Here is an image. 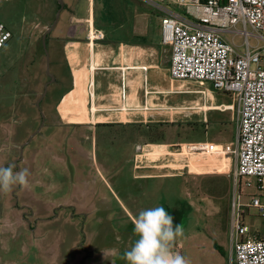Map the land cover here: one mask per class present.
Wrapping results in <instances>:
<instances>
[{"label":"rangeland","instance_id":"rangeland-1","mask_svg":"<svg viewBox=\"0 0 264 264\" xmlns=\"http://www.w3.org/2000/svg\"><path fill=\"white\" fill-rule=\"evenodd\" d=\"M55 6V0L0 2V20L13 35L0 49V167L29 172L27 186L17 183L8 192L0 191V264H128L123 254L138 239L133 221L141 210L157 206L173 217L174 227L183 226L184 236L174 247L182 244L180 254L190 264H231V202L239 193L233 176L236 160L216 153L194 154L186 148L181 153L180 146L208 141L235 148L236 112L225 111L232 108L228 106L233 98L207 83L181 82L185 93L173 95L170 103L183 107L162 118L173 123L163 131L178 154L156 163L168 165L163 169H135L136 144L145 139L138 140L134 128L115 125L94 131L65 126L55 112L64 88L55 85L37 107L50 80L42 36L51 26ZM227 38L240 47L244 44L239 34ZM250 43L255 45L256 39L251 37ZM47 49L49 53V45ZM50 64L55 75L51 60ZM79 97L78 103L70 97L60 106L64 120L90 122L82 118L86 112ZM72 104L79 116L68 120ZM212 106L220 107L205 114L203 110ZM122 120L126 121L124 115ZM151 131L144 130L147 140L162 137L161 127ZM143 151L138 165L145 157L158 159L167 146H145ZM160 173L178 176L134 178ZM255 192L247 188L243 202ZM245 223L253 234L264 237V211L249 209Z\"/></svg>","mask_w":264,"mask_h":264},{"label":"crops","instance_id":"crops-1","mask_svg":"<svg viewBox=\"0 0 264 264\" xmlns=\"http://www.w3.org/2000/svg\"><path fill=\"white\" fill-rule=\"evenodd\" d=\"M63 2L64 8L56 27L51 32L48 45L50 60L57 70L54 75L56 80L51 85H55L57 89L64 88L55 105L56 117L62 119L65 126L80 128L88 126L96 131L101 124L166 123L162 120L163 117L169 113L173 115L179 112L168 110L183 107L178 103H170V100L173 95L184 94L185 89L181 82L173 80L170 75L171 49L162 43L159 12L140 0H63ZM58 4L55 0L56 8L52 23L60 8ZM173 8L182 10L174 4ZM93 33H100L103 38L94 40L91 37ZM79 88L83 98V111L86 112L82 118L90 120L87 123L68 122L63 119L60 111V106L67 98L72 97L71 102L74 103L80 101V95L73 96ZM231 106V109L225 111L236 112L233 104L228 108ZM75 107L76 105H71L68 109L69 114L66 113V119L71 120L73 116H79V111ZM218 107L220 106H212L203 111L207 114L210 110L219 109ZM122 115L126 121L122 120ZM115 118L119 120L109 121ZM205 121L207 122L206 118ZM162 145L167 146L166 153L158 159L145 157L138 165L137 158L143 154L145 146ZM186 146H180L181 153ZM177 154L171 150L169 142L143 144L135 153L133 166L135 169L146 167L163 169L168 165L158 166L156 163L163 162L169 155ZM169 176L178 175L143 174L134 175V178L157 179ZM229 240L231 242V238ZM174 250L181 253L182 244L178 243ZM216 250L222 257H226L221 248ZM230 253L231 264H234L232 242ZM222 259L224 263L226 258Z\"/></svg>","mask_w":264,"mask_h":264},{"label":"built area","instance_id":"built-area-1","mask_svg":"<svg viewBox=\"0 0 264 264\" xmlns=\"http://www.w3.org/2000/svg\"><path fill=\"white\" fill-rule=\"evenodd\" d=\"M140 1L161 14L162 43L171 49L172 79L207 83L233 98L236 147L199 142L185 148L194 154L216 153L236 160L233 176L239 193L231 202L230 221L234 264H264V237L253 234L245 223L249 209L264 211V0ZM173 4L183 11L175 10ZM229 34L241 35L242 47L227 38ZM91 37L102 39L103 35ZM12 38L0 20V49ZM247 188L256 192L243 202Z\"/></svg>","mask_w":264,"mask_h":264},{"label":"clouds","instance_id":"clouds-1","mask_svg":"<svg viewBox=\"0 0 264 264\" xmlns=\"http://www.w3.org/2000/svg\"><path fill=\"white\" fill-rule=\"evenodd\" d=\"M29 172L13 171L12 166L0 167V191L8 192L15 184L27 186ZM138 237L123 258L128 264H190L174 250V242L184 236L182 225L173 226V217L162 206L143 209L133 221Z\"/></svg>","mask_w":264,"mask_h":264},{"label":"trees","instance_id":"trees-1","mask_svg":"<svg viewBox=\"0 0 264 264\" xmlns=\"http://www.w3.org/2000/svg\"><path fill=\"white\" fill-rule=\"evenodd\" d=\"M58 7H60L59 4H58ZM51 34H49L48 37H47V45H48V40L51 37ZM115 125L122 126V127H128V128H130V127L134 128L138 140L139 139H145V140H143V141H145L143 144L167 143L168 141H166V133H164L163 129L165 127H167V130H168L170 128V126H173V124H168V123H153V124H128V125H122V124H101L98 127H114ZM158 127H161L162 137L158 138V140L153 139L151 137H148L149 140H147L146 139V135L144 133V130L148 129V130H150V132H152L151 130L153 128L154 129H158ZM143 144H141V145H143Z\"/></svg>","mask_w":264,"mask_h":264},{"label":"water","instance_id":"water-1","mask_svg":"<svg viewBox=\"0 0 264 264\" xmlns=\"http://www.w3.org/2000/svg\"><path fill=\"white\" fill-rule=\"evenodd\" d=\"M58 3L60 5V8L59 10L57 11L56 13V16H55V19L53 21V23L51 24V26L45 31V33L43 34L42 36V43H43V47L45 49V52H46V72H47V75L48 77L50 78V80L47 82L46 86H45V92L43 93V96L41 97V99L37 102V107L40 108V105H41V102L44 100V98L46 97L47 93H48V89H49V86L51 84H53L56 80L54 74L51 72V64H50V55L48 53V49H47V37L49 34H51V32L54 30V28L56 27L58 21H59V18H60V15H61V11L63 10L64 8V2L63 0H58ZM42 126H44L45 124V117L44 115H42ZM41 130L38 131V133L40 132ZM28 143H26L24 145V147L27 145ZM24 147H22V152H23V149Z\"/></svg>","mask_w":264,"mask_h":264},{"label":"flooded vegetation","instance_id":"flooded-vegetation-1","mask_svg":"<svg viewBox=\"0 0 264 264\" xmlns=\"http://www.w3.org/2000/svg\"><path fill=\"white\" fill-rule=\"evenodd\" d=\"M140 145H141V144H136V147L138 148V147H140ZM135 153H136V152H135ZM134 156H135V155H134ZM64 208H65V209H68V207H64ZM26 217H28V216H26V215L23 214V218H24V219H27ZM173 221H174V220H173ZM177 224H178V223H177Z\"/></svg>","mask_w":264,"mask_h":264},{"label":"bare ground","instance_id":"bare-ground-1","mask_svg":"<svg viewBox=\"0 0 264 264\" xmlns=\"http://www.w3.org/2000/svg\"><path fill=\"white\" fill-rule=\"evenodd\" d=\"M234 107V106H233ZM95 109V108H94ZM199 109H202V108H199ZM169 110V109H168ZM172 110V109H171ZM175 110V109H174ZM231 172V170L230 171H228V172H226V173H230Z\"/></svg>","mask_w":264,"mask_h":264}]
</instances>
